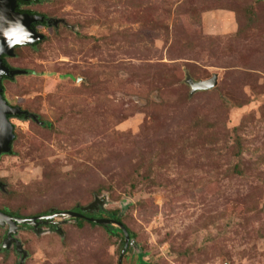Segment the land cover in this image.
<instances>
[{"label": "rangeland", "instance_id": "rangeland-1", "mask_svg": "<svg viewBox=\"0 0 264 264\" xmlns=\"http://www.w3.org/2000/svg\"><path fill=\"white\" fill-rule=\"evenodd\" d=\"M22 8L59 22L6 57L25 73L4 81L5 96L30 118L12 120L0 210L38 216L99 199L89 212L117 211L134 239L122 264H264V0ZM215 75L193 92L189 80ZM32 227L16 234L26 264H120L126 246L117 224ZM8 231L0 264H20L15 246L3 249Z\"/></svg>", "mask_w": 264, "mask_h": 264}, {"label": "water", "instance_id": "water-1", "mask_svg": "<svg viewBox=\"0 0 264 264\" xmlns=\"http://www.w3.org/2000/svg\"><path fill=\"white\" fill-rule=\"evenodd\" d=\"M18 1L19 0H0V12L4 14V18H6V21H10V22L18 21L24 26L27 32L31 34L30 37L23 38L20 41L15 42L14 46H9L11 41H6L3 36H0V45H2L3 47V53L0 54V157L4 153H9L12 150V144L16 137L15 125L12 123L9 116L11 115L16 116L22 114L28 115V113L24 111L22 108L18 106H12L4 96L3 77L5 75L12 77L17 74L25 73V71L10 69V67L7 66V64L5 63L3 56L4 55L14 56L15 49L17 46L34 44L38 41H42L45 38L43 34H40L38 31H36L35 28L32 27L33 23L38 21H43L44 20L43 17L39 15H30L27 13L19 12L17 10ZM25 1H29V0H25ZM189 83L192 86L193 92H195L197 90H208L214 88L217 85L218 80H217V75H215L210 80H206V81L204 80L199 82L189 80ZM98 202L99 199L91 206L83 208L82 211L87 212L93 210L95 207H99V205L97 204ZM100 202L103 203L104 201L102 200ZM83 212L80 213L75 210H68V211H60V212L52 213L45 216H34L31 218H25V217L12 216L7 212L0 210V226L1 227L9 226L8 235L3 248L9 249L12 245L13 246L15 245L17 252L22 256L20 264H26L27 258L29 257V252L25 249L22 241L16 237L19 226L21 224L27 223L29 225L38 226L41 223L49 224L51 223L50 220L54 221L55 218L61 219L60 222L62 223H66L70 219L83 217L97 224H102L105 226L108 224H117L121 228L126 240V246L122 258L120 260V264H122L123 256L126 254L130 246L131 245L133 246L135 244L134 239H132V234L129 228L122 221H119L117 219L89 217L86 216V214H84ZM55 223H57L56 220Z\"/></svg>", "mask_w": 264, "mask_h": 264}, {"label": "flooded vegetation", "instance_id": "flooded-vegetation-1", "mask_svg": "<svg viewBox=\"0 0 264 264\" xmlns=\"http://www.w3.org/2000/svg\"><path fill=\"white\" fill-rule=\"evenodd\" d=\"M43 0H29V1H25V0H19L18 1V7H17V10L19 11V12H21V13H27V14H30V15H39V16H41V17H43V21H38V22H35V23H33V25H32V27L33 28H35L36 29V31H38L40 34H43L42 32H40L39 31V26H44V27H50V26H53L54 24L56 25V24H58V22H59V20H54V19H50L47 15H45V14H42L41 12H36V10H32V9H30V8H27V9H25V8H22V6L23 5H27L28 7L29 6H31V5H34V4H37V3H40V2H42ZM44 35V34H43ZM39 43L40 42H42V41H38ZM38 42H36V43H34V44H28V45H35V44H37ZM38 45V44H37ZM36 45V46H37ZM17 47H19V46H17ZM16 47V48H17ZM16 50V49H15ZM6 57H8V55H4L3 56V59H4V61H5V63L7 64V66H9L10 67V69H12V70H17V69H15L14 67H12L8 62H7V59H6ZM17 75H20V74H17ZM17 75H15V76H17ZM15 76H4L3 77V87H4V81L5 80H13V78L15 77ZM4 93H5V87H4ZM5 98H6V96H5ZM7 99V98H6ZM10 103V102H9ZM11 104V103H10ZM12 105V104H11ZM13 106V105H12ZM31 117H34L35 118V116H31ZM9 118H10V120L12 121L13 119H15V118H20V119H28V118H30V115H29V113H28V115H25V114H22V115H11V116H9ZM0 185H1V182H0ZM81 208V210L83 209L82 207H80ZM53 211H57V210H53ZM47 212V213H43V214H41V215H38V216H45V215H49V214H52V213H55V212ZM96 211H93V212H91V214H94ZM87 213H90L89 211L88 212H86V216H89ZM20 217H22V216H20ZM31 217H34V216H29V217H26V218H31ZM56 219H58V218H55L54 219V221H52V220H50V222L51 223H49V224H43V223H41L40 225H38V226H34V225H29V224H21L20 226H19V229L20 228H24V227H26V226H30V227H32L34 230H36V231H40V230H42V228L43 227H49V228H52V229H56V228H59V222L57 221V223H55V220ZM76 220H78V219H83V217H81V218H75ZM85 220H87V221H89L87 218H84ZM112 219V218H111ZM91 222V221H90ZM18 229V230H19ZM15 246V245H14Z\"/></svg>", "mask_w": 264, "mask_h": 264}, {"label": "clouds", "instance_id": "clouds-1", "mask_svg": "<svg viewBox=\"0 0 264 264\" xmlns=\"http://www.w3.org/2000/svg\"><path fill=\"white\" fill-rule=\"evenodd\" d=\"M30 35L21 23L6 21L4 14L0 12V36H3L6 41H11L9 46H14L15 42L28 38ZM2 53L3 47L0 45V54Z\"/></svg>", "mask_w": 264, "mask_h": 264}, {"label": "trees", "instance_id": "trees-1", "mask_svg": "<svg viewBox=\"0 0 264 264\" xmlns=\"http://www.w3.org/2000/svg\"><path fill=\"white\" fill-rule=\"evenodd\" d=\"M37 44H39V42H38ZM37 44H35L34 46H36ZM4 96H5V93H4ZM22 119H23V118H22ZM74 210H75V211H78V212H80V213L83 212V211L81 210L80 207H76V208H74ZM3 211L7 212L8 214H10V215H12V216L20 217L18 213H15V212L9 211V210H7V209H4ZM50 212H52V211H50ZM53 212L56 213V212H60V211H53ZM83 213L86 214V212H83ZM87 214L89 215V217H94V218H95L94 214H91V213H87ZM109 214H110V213H109ZM110 215H112L114 219H117V220L121 221V218L118 216V212H117V211L111 213ZM77 221H78V223L81 222V224H82L84 221H87V220H85V219L83 218V219H78ZM91 223H92L93 225H97V223H95V222H91ZM120 233H122V235H123V237H124V244H126L125 236H124V233H123L122 230H118L117 233L113 232L112 234H120ZM3 249L7 251V249H5V248H3ZM21 257H22V256H21ZM141 260H142V259H141ZM20 261H21V260H20Z\"/></svg>", "mask_w": 264, "mask_h": 264}]
</instances>
